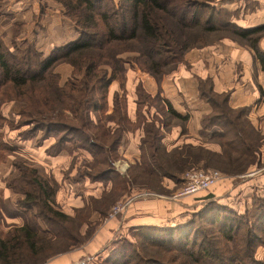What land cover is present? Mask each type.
Returning <instances> with one entry per match:
<instances>
[{
	"label": "trees",
	"instance_id": "obj_1",
	"mask_svg": "<svg viewBox=\"0 0 264 264\" xmlns=\"http://www.w3.org/2000/svg\"><path fill=\"white\" fill-rule=\"evenodd\" d=\"M52 1L61 6L63 16L75 26L78 38L74 42L44 57L32 44L10 51L0 39V110L8 102L25 106L19 125L30 129L23 137H32L40 130L45 137L57 138L54 154L64 150L67 142L96 154L101 160L98 165L107 167L91 173L90 180L109 181L115 175L112 188L118 197L127 195L132 183L147 184L155 190L160 178L182 183L184 172L199 167L198 170L205 172L218 169L230 175L228 170L246 166L247 171L256 164L258 137L250 130L247 120L236 117L242 111H230L224 104V96L214 94L210 84L202 82L200 97L215 103L216 111H221L224 118L215 119L216 115H212L204 120V126L216 124L223 131L221 154L191 146L167 154L161 143L164 133L154 124L157 119L147 123L141 118L139 125L143 122L144 132L141 164L129 167L130 170L138 168L136 175H130V179L122 177L114 170V163L119 159L120 137L130 129V122L123 116L117 96L111 113H106L107 94L111 83L122 79L126 64L159 81L184 62L187 52L222 39L248 46L264 66V55L257 47L264 27L239 28L221 16L226 11L218 9L215 0ZM128 53L134 57L126 61L122 56ZM61 64L72 68L73 80L64 84L55 72ZM137 96L138 110L146 104L154 105L139 90ZM167 109L175 120H185L170 107ZM3 122L0 113V129ZM241 133H244V144ZM8 148L0 134V162L5 159L4 152L10 151ZM14 166L24 184L21 189L14 188L25 196L19 207L24 211L36 208L38 213L12 228L10 235H4L5 207L0 198V264L44 263L59 247L72 245L76 231L89 225L92 212L104 215L106 206L89 212L88 205L76 210L72 217L65 215L54 205L55 188L35 170H23L20 164ZM204 199L201 208L190 212L185 219L162 226L138 227L136 238L140 240L141 252L134 249L133 252L128 247L131 250L128 253L126 247L117 248V244L109 249L103 264H264L255 259L257 247L264 245V197H254L243 214L221 204L211 194ZM37 219L54 226L56 233H53L55 229L52 234L51 230H42ZM209 231L217 237L209 238L208 234L212 235Z\"/></svg>",
	"mask_w": 264,
	"mask_h": 264
},
{
	"label": "crops",
	"instance_id": "obj_2",
	"mask_svg": "<svg viewBox=\"0 0 264 264\" xmlns=\"http://www.w3.org/2000/svg\"><path fill=\"white\" fill-rule=\"evenodd\" d=\"M254 2L256 8L259 3L260 9H256L253 16L244 15L243 11L247 14L248 10H246V3L242 0H215V5L218 9L240 11L239 13L244 17L239 16L240 18L233 21L239 28L264 27V6H261L260 0H254ZM15 32H17V38L14 40ZM76 36L75 26L63 16L61 6L52 0H0V39L10 51H13L14 47L22 50L27 44H32L46 57L53 50L74 42L78 38ZM257 47L264 55V35L260 37ZM127 66L121 80L126 97H119L118 93L122 91L121 83L112 82L108 89L109 109L106 112L111 113L114 96H117L118 102L122 104L123 116L130 122V129L122 133L117 148L119 159L115 165L118 166L122 177L126 176L130 179V175H136L138 168L130 170L129 167L141 164L140 149L144 134L143 122L139 125L141 118H145L147 123L157 119L154 124L164 133L161 143L167 154L183 146L202 147L214 154H221L220 141L224 139L220 136L223 131L216 124H211L210 127L204 126V120L212 115H216L215 119L218 116L223 120L224 118L221 111H216L215 103L212 104L200 97L202 82H208L214 94L224 96L222 97L224 104L230 111H242L241 114L236 113V117L248 121L250 130L258 137V152L256 164L251 165L246 171L245 184L237 186V183L234 184L230 178H226L218 181L209 193L182 198L180 202H173L172 199L166 198V196L170 197V191L176 186L175 182L167 178L165 180L160 178L158 181L159 191L149 189L147 184L132 183V192L136 189L145 193L132 194L126 201L128 204L124 211L121 216H117L123 225L126 223L127 228L131 229L175 223L187 218L190 212L201 208L207 194L213 195L221 204L230 205L236 210H247L254 197H264V66L251 48L241 46L230 39H222L204 48L192 49L186 53L184 62L176 70L159 81L141 72L132 64ZM58 68L56 73L60 74V83L64 84L65 81ZM64 70L69 73V76L71 75V67ZM138 90L148 95L154 105L146 104L141 111L138 110ZM168 107L185 120L183 122L175 120L169 114ZM241 135V143L244 144V133ZM50 145L44 142L42 149H35L43 156L35 160L36 165L42 168L43 174L40 175L45 180H50L58 186L56 202L61 212L72 217L76 210L86 205L85 200L96 195L91 193L90 195L86 191L82 194L83 196L74 195L62 201L63 194L60 189L62 183L76 176L78 172L75 163L78 152L72 149V151L64 150L48 154L47 149ZM68 149H70L69 145ZM79 157L83 158L81 154ZM77 177L76 180L81 181L82 184L88 181L82 176ZM71 182H74V179ZM105 188L110 189L111 186ZM102 190L99 192L101 193ZM123 196L126 195H121L117 201L122 200ZM233 200L235 202H232ZM101 218L100 212H95L92 221L102 222L103 218ZM113 226L112 223L106 227L109 229ZM121 228L122 224L116 229L118 231ZM105 235L92 241L93 247H89L87 251L83 250L84 254L94 255L100 251L103 244L102 236ZM256 256L261 260L260 256L263 255L258 252Z\"/></svg>",
	"mask_w": 264,
	"mask_h": 264
},
{
	"label": "rangeland",
	"instance_id": "obj_3",
	"mask_svg": "<svg viewBox=\"0 0 264 264\" xmlns=\"http://www.w3.org/2000/svg\"><path fill=\"white\" fill-rule=\"evenodd\" d=\"M114 2H118V0H113ZM243 3H246V10H248L247 14L246 12L243 11L244 15H254V12L256 9H260L259 3L256 8V3L254 0H242ZM261 6H264V0H260ZM217 7V6H216ZM259 7V8H258ZM220 9V8H219ZM226 11V13L221 14L222 17L228 18L232 22L235 21V19L244 17V15L240 14V11L237 12H232L231 10L228 9H223ZM253 11V12H252ZM242 13V12H241ZM264 35V32L260 35L261 37ZM78 37V34L77 36ZM235 42V41H234ZM215 43V42H214ZM126 61L130 59V57H134V54H123L122 56ZM127 65L131 64H126L124 66V69L128 67ZM59 67V68H58ZM70 67L67 64H61L57 66L59 72H61V76L63 81L69 82L73 80L72 77V72L71 75L69 76V73L66 72L64 69H68ZM56 68V69H57ZM56 72V70H55ZM125 72V70H124ZM122 73V75L124 74ZM60 78V74H58ZM122 80V79H121ZM121 80L118 81L121 83ZM121 83V88L122 91H120L119 97L123 98L126 97V93L123 90ZM120 105L122 106L121 102ZM25 106L19 102H8L4 104L1 107L0 113L2 118L4 119L3 125L0 129V134L2 135L3 141L6 144L7 148L10 149V151L4 152L5 154V159L0 162V198L3 201L5 210L3 212V225H2V230L4 235H8L9 233L12 232V228L14 227H19L23 224V221L26 219H30L33 217V215H36L38 213V209L36 208H30V210L24 211L21 207H19L20 202L24 201L25 196L22 194V192H17L14 190V188H19L21 189L24 187V184L19 180L21 173L16 169L15 164H20V166L24 169L27 170H35L37 175L40 176L42 179H44L41 175L43 174L42 168L38 165H36L37 159H40L41 157L43 158L42 154L40 151H36L35 149H42V144L44 142H47V144H51L50 147L47 149L48 154H54L56 152V142L57 138L53 136H48L45 137L43 135L42 131L38 130L35 132L32 137H23L22 135L28 131L27 129L28 126H23L19 125L20 121L23 120V118L20 116L22 109ZM105 116V112H103ZM99 117L100 120L103 118ZM17 126L20 128L16 130ZM22 126V127H21ZM22 133V134H21ZM68 145L70 146V149H68ZM41 146V147H40ZM76 150L78 154L76 155L75 158V163H76V168H78V172L76 176L70 177L65 183H62L61 185V193L63 194L62 201H66V199L70 198L71 196L74 195H81L87 191V193H91L93 195H96L95 198L94 196L89 197L87 200H85V204L88 205L87 211L91 212L92 209L94 208H100L102 206L105 207V217L103 218L104 215L102 216V222H93L92 217L95 215V211L91 213L90 219H89V225L88 226H83L81 229H78L76 231V236L74 242H72V245L65 246V247H59L60 249L56 250L53 255L50 256L44 263L41 264H103L104 260L106 257H108V251L109 249H113L114 246L118 244L119 248L120 246L126 247L128 253H131V250L134 252V250H137L141 252V243L138 238H136V229L137 228H127V225H123V222L120 221L119 217L121 216V213L124 211L123 208L126 204L125 198L129 196L131 198L132 194H144L145 192L139 191V190H134L132 192L128 191V194L126 196H123V199L120 201L118 200V194L115 192L113 193V188L112 184L114 183L115 175L109 177V181H97V182H92L90 180L89 175L92 173L98 172V170L106 168L107 166L101 167L98 165V162L101 161L100 158H96V154L93 153H88L84 150H81L77 147H75L72 143L70 144L67 142L65 144L64 150ZM62 150V151H64ZM83 156V158L79 157V155ZM116 162L114 163V170L116 173L120 175V170H118V166L115 165ZM245 165V163H243ZM198 169H201L199 167ZM223 176L222 179L219 181H222L223 179H231L232 182L237 183V186L241 184L246 183V166H241L240 168H234L232 171L228 170L231 172L230 175H224L220 170L214 169ZM189 171V170H188ZM186 171V172H188ZM184 172L182 175V178L184 177ZM41 174V175H40ZM77 176H82L83 178H86L88 181L85 182V184H82V182L77 181L78 179ZM88 176V177H87ZM74 179V182H71V180ZM166 178H164L165 180ZM45 180V179H44ZM47 181L48 185L50 187H53L56 189V193L58 191V186L54 183H51L50 180H45ZM71 182V183H70ZM183 182V181H182ZM227 184V183H226ZM175 188L170 191L169 196H166L168 199H172L173 202H180L181 199H175L173 195L183 186V183H175ZM106 186H111V188H105ZM100 188V189H99ZM225 188V187H224ZM102 190L100 193L99 190ZM106 189V190H104ZM230 189V186H229ZM155 191H159V187L155 189ZM56 193L54 196V205L56 208H58L59 211H61V208L58 206L56 202ZM95 193V194H94ZM90 194V195H91ZM87 198V197H86ZM227 198V197H225ZM223 198V199H225ZM6 199V200H4ZM96 200V201H92ZM6 205L5 204V202ZM246 201V199H245ZM232 202H235L234 200ZM168 203V202H167ZM246 204V202H245ZM240 207L242 205H239ZM237 212L243 214L245 209L241 210H236ZM38 225L42 230H51V234L53 230L55 229L54 226L45 224L42 220L37 219ZM113 223V227L107 228L106 226H110ZM122 224V228L117 231V226ZM99 225V227H98ZM59 232H61L59 230ZM102 232V233H101ZM212 233L208 234L209 238L214 237V239L217 237L215 233L209 231ZM53 233H56V229L54 230ZM103 240H102V246L101 250L98 251L94 255H86L84 254L83 250L87 251L89 247H93L94 244H92V241L101 238V235H104ZM107 238V239H104ZM90 244H92L90 246ZM133 246V248H131ZM129 247V248H128ZM84 248V249H83ZM115 248V247H114ZM134 249V250H133ZM258 252H260L263 256H260L262 259L259 260L257 256L255 255V259L259 262L264 263V245H259L256 249V254L258 255ZM127 253V254H128ZM168 257V256H167ZM259 257V256H258Z\"/></svg>",
	"mask_w": 264,
	"mask_h": 264
},
{
	"label": "built area",
	"instance_id": "obj_4",
	"mask_svg": "<svg viewBox=\"0 0 264 264\" xmlns=\"http://www.w3.org/2000/svg\"><path fill=\"white\" fill-rule=\"evenodd\" d=\"M222 177L223 176L220 172L216 170L208 172L198 169L190 170L184 174L183 186L173 195V197L175 199H182L202 192H207L213 188ZM127 204L128 203H126L125 206Z\"/></svg>",
	"mask_w": 264,
	"mask_h": 264
}]
</instances>
